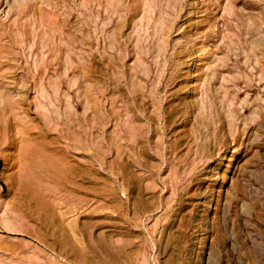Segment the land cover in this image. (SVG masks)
Instances as JSON below:
<instances>
[{
    "label": "rangeland",
    "instance_id": "rangeland-1",
    "mask_svg": "<svg viewBox=\"0 0 264 264\" xmlns=\"http://www.w3.org/2000/svg\"><path fill=\"white\" fill-rule=\"evenodd\" d=\"M0 264H264V0H0Z\"/></svg>",
    "mask_w": 264,
    "mask_h": 264
}]
</instances>
